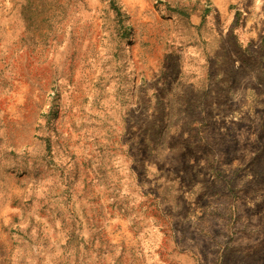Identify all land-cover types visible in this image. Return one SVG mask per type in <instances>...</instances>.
<instances>
[{"label": "rangeland", "instance_id": "1", "mask_svg": "<svg viewBox=\"0 0 264 264\" xmlns=\"http://www.w3.org/2000/svg\"><path fill=\"white\" fill-rule=\"evenodd\" d=\"M0 264H264V0H0Z\"/></svg>", "mask_w": 264, "mask_h": 264}]
</instances>
